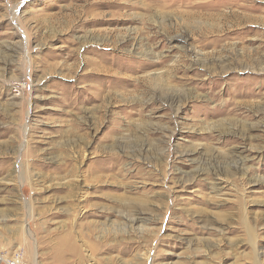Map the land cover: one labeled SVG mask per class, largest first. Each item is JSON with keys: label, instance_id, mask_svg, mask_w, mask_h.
Instances as JSON below:
<instances>
[{"label": "rangeland", "instance_id": "obj_1", "mask_svg": "<svg viewBox=\"0 0 264 264\" xmlns=\"http://www.w3.org/2000/svg\"><path fill=\"white\" fill-rule=\"evenodd\" d=\"M264 264V0H0V264Z\"/></svg>", "mask_w": 264, "mask_h": 264}, {"label": "built area", "instance_id": "obj_2", "mask_svg": "<svg viewBox=\"0 0 264 264\" xmlns=\"http://www.w3.org/2000/svg\"><path fill=\"white\" fill-rule=\"evenodd\" d=\"M5 263L6 264H22L21 262H20V260L19 259H14V260H7V261H5Z\"/></svg>", "mask_w": 264, "mask_h": 264}]
</instances>
